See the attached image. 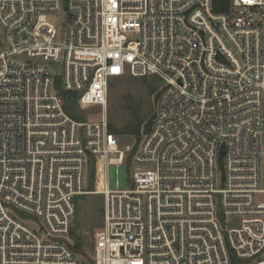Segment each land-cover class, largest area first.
<instances>
[{
	"label": "built area",
	"instance_id": "2783aa9c",
	"mask_svg": "<svg viewBox=\"0 0 264 264\" xmlns=\"http://www.w3.org/2000/svg\"><path fill=\"white\" fill-rule=\"evenodd\" d=\"M0 31V264H85L90 160L127 167L133 146L56 82L106 107L124 76L162 86L130 184L101 190L92 264H264V0H0Z\"/></svg>",
	"mask_w": 264,
	"mask_h": 264
},
{
	"label": "rangeland",
	"instance_id": "374dc122",
	"mask_svg": "<svg viewBox=\"0 0 264 264\" xmlns=\"http://www.w3.org/2000/svg\"><path fill=\"white\" fill-rule=\"evenodd\" d=\"M137 38V35H133ZM1 40L4 35L0 31ZM49 65L54 73L62 72L58 64ZM162 82L154 77L136 78L130 76L114 78L111 81L106 107H83L82 102L69 101L70 111L79 118V121L97 120L106 115L119 131L125 130L137 120L142 119V134L135 136L118 133L117 138L122 145H132L133 151L130 161L126 166H108L102 158H92L86 174V186L84 193L75 200V213L73 216L70 238L73 246L77 237L81 239V252L78 256L85 264H92L95 246L96 232L104 226L105 222V196L99 193L104 188L105 180L110 189H124L130 184V176L133 170V156L144 138L146 126L155 112L157 96L160 93ZM138 139H140L138 141Z\"/></svg>",
	"mask_w": 264,
	"mask_h": 264
},
{
	"label": "trees",
	"instance_id": "16d2710c",
	"mask_svg": "<svg viewBox=\"0 0 264 264\" xmlns=\"http://www.w3.org/2000/svg\"><path fill=\"white\" fill-rule=\"evenodd\" d=\"M230 4H231V0H214V10L217 12H226L229 10L230 8ZM131 77V76H130ZM146 78V77H144ZM57 88L59 90L60 95L62 96L63 100H64V106L65 109L76 119L79 118L76 115H74L71 111H70V107H68V103L69 101H73V102H77L78 100V96L77 94H75L72 91H66L62 89L61 86V80L58 79L56 82ZM159 95V94H158ZM158 99V96H157ZM153 117V115H152ZM152 117L150 118L147 126H146V132H149L152 126ZM110 123V129L112 133L118 134V133H124V134H130V135H135V136H141V132H142V124L144 123V121L142 119L137 120L136 123L132 124L130 127H127L125 130L123 131H119L118 129H116L114 127V125ZM140 139H138L139 141ZM77 241L75 242L74 248L77 252H81V239L83 238H79L77 237ZM238 264H245V262H237Z\"/></svg>",
	"mask_w": 264,
	"mask_h": 264
},
{
	"label": "water",
	"instance_id": "95a60500",
	"mask_svg": "<svg viewBox=\"0 0 264 264\" xmlns=\"http://www.w3.org/2000/svg\"><path fill=\"white\" fill-rule=\"evenodd\" d=\"M76 94H77L78 97H81V96L83 95V91H82V90H78V91L76 92ZM221 154H222V155L225 154V149H224V147H223V149H222Z\"/></svg>",
	"mask_w": 264,
	"mask_h": 264
},
{
	"label": "bare ground",
	"instance_id": "6f19581e",
	"mask_svg": "<svg viewBox=\"0 0 264 264\" xmlns=\"http://www.w3.org/2000/svg\"><path fill=\"white\" fill-rule=\"evenodd\" d=\"M99 193H102L101 191H99Z\"/></svg>",
	"mask_w": 264,
	"mask_h": 264
}]
</instances>
